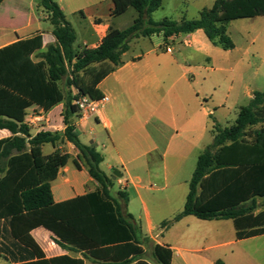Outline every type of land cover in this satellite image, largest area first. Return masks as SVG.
<instances>
[{
  "label": "trees",
  "instance_id": "trees-1",
  "mask_svg": "<svg viewBox=\"0 0 264 264\" xmlns=\"http://www.w3.org/2000/svg\"><path fill=\"white\" fill-rule=\"evenodd\" d=\"M4 1L0 0V5ZM163 1L112 0L113 17L130 8L136 10L133 23L123 30L111 27L98 47L76 52V32L63 11L53 0H42L56 42L39 53L45 38L38 34L0 48V129L12 134L0 139V254L15 264H85L68 255L45 259L30 235L38 227L53 233L60 246L89 253L102 264H130L143 255L140 228L125 208L128 193L119 191L117 198L111 196L114 182L100 167L103 155L94 146L83 144L76 132L80 112L74 101L81 95L95 101L104 97L98 86L122 66V55L133 39L163 34L169 45L173 36L202 30L213 45L228 51L235 47L227 34L231 22L264 16V0H215L196 19L154 21L152 14ZM64 80L67 92L61 86ZM60 103L66 106L64 133L33 136L25 122L26 110L37 106L49 111ZM213 132L212 145L198 158L183 211L162 226L195 216L232 220L238 239L263 235L264 92L254 94L233 125L222 128L215 124ZM61 140L77 148L79 157L74 164L81 169L83 160L98 189L55 203L51 182L71 156L58 149L45 156L43 146L55 148ZM258 198L263 200L260 205ZM259 207L262 210L256 213ZM153 253L161 264H172L169 247L156 245Z\"/></svg>",
  "mask_w": 264,
  "mask_h": 264
},
{
  "label": "crops",
  "instance_id": "crops-1",
  "mask_svg": "<svg viewBox=\"0 0 264 264\" xmlns=\"http://www.w3.org/2000/svg\"><path fill=\"white\" fill-rule=\"evenodd\" d=\"M87 2L86 11L81 6L69 5L73 14L80 11L85 19L80 24L83 37L78 51L98 47L111 27L118 29L114 22L118 17L111 15L112 0ZM186 2L181 0L175 5V11L180 15L177 21L188 19L181 11ZM214 3L215 0L212 6ZM59 7L64 13V7ZM204 8L209 6H203L202 10ZM262 29L264 16L231 22L227 34L235 47L228 51L213 45L202 30L173 36L169 38V45H166L163 34L133 39L128 51L122 55V66L98 86L103 96L109 97V102L98 116L85 121L79 118L75 122L81 142L94 146L103 155L100 167L114 182L111 196L117 198L119 191L128 193L125 208L133 223L140 228L139 239L144 248L143 255L130 264L138 261L161 264L153 253L156 245L172 250V264H264V234L238 239L232 220H201L186 216L165 228L162 226L183 211L189 193L188 185V193L181 200L183 206L171 205L173 195L166 197L164 192L174 187L175 175L180 174L192 157L197 164L199 156L214 141L213 126L217 124L225 128L223 123L228 110L235 109L237 119L240 109L250 103L254 94L264 92V48L256 44ZM52 31L51 27L29 33L16 31L13 38L0 41V48L41 34L45 38L44 48L39 51L42 53L48 45L56 42ZM252 33L257 36L247 40V45L240 44L241 41L238 43L235 38L244 41ZM77 38L76 33V41ZM252 56L261 61L254 70L250 63ZM63 106L64 103H60L49 111L29 107L25 122L32 135L53 133L44 126H48L51 114ZM44 120L40 127L38 122ZM65 128V124L59 127L60 134ZM11 136L8 130L0 129V139ZM65 142L67 152L64 153H68L71 159L51 182L55 203L98 189L83 160H80L81 169L74 164L79 157L77 148ZM46 145L51 144L43 146L45 156L58 149L51 145L52 149L45 153ZM115 172L118 175L113 179ZM115 185L119 188L116 192L113 190ZM262 201L258 198V205ZM261 210L259 207L256 213ZM30 235L45 259L68 255L84 260L85 264H102L83 251L62 246L50 250L47 242L56 238L43 227L34 229ZM0 264L15 262L0 254Z\"/></svg>",
  "mask_w": 264,
  "mask_h": 264
},
{
  "label": "rangeland",
  "instance_id": "rangeland-1",
  "mask_svg": "<svg viewBox=\"0 0 264 264\" xmlns=\"http://www.w3.org/2000/svg\"><path fill=\"white\" fill-rule=\"evenodd\" d=\"M55 3H58L59 5L64 7V13L66 15L67 20L71 23L73 28L75 29L77 33V41L74 44V49L76 51L79 50V47L82 45V33L80 29V24L85 21L83 17L81 16V12L77 11L76 14H73L72 11L69 9V5H72V7L76 8L81 6V8H84V11L87 6V0H53ZM181 0H166L164 2V5L159 10L155 11L152 14V19L154 21H160L164 18H170L172 20L177 21L179 18V12L175 11V5H177ZM42 0H5L0 5V41L1 40H8L15 36L16 31H23V32H32L39 29H47V28H53L50 21H49V15L47 14L46 10L42 7L41 4ZM180 4V3H179ZM213 0H187L185 4V9H181V11L184 12V16L188 19H194L197 18L199 15L200 10H202L203 6H212ZM182 7V6H181ZM88 16V14H86ZM138 13L135 9L130 8L127 13L122 15L121 17H118L114 22L116 28L122 30L130 26L134 19L137 17ZM260 36L256 40V44H261L262 48H264V29H262ZM257 35L256 33H252L247 39L244 41L239 39L238 37L236 40L238 43L241 41L240 44H246V41L252 40V38H255ZM247 45V44H246ZM133 51H136L135 49ZM250 63L252 65L253 70L261 63L260 58L257 56H252L250 58ZM169 82H166L168 85ZM61 86L63 89L67 92L66 82L65 80L61 82ZM199 88V86H197ZM76 91L72 90V94L75 95ZM66 111V106L64 104L63 107H60L59 109H56L53 114L49 117V123L48 126H44L47 131H52L53 133H62L59 130V127L63 126L64 124V115ZM81 116V115H80ZM226 121H224L225 127H230L234 124L236 119V110L231 109L227 111ZM46 120V119H45ZM38 122V125L40 126V123L45 122ZM77 121V120H76ZM41 127V126H40ZM67 143L64 140H61L57 144V148L61 150L62 152H67ZM51 145H46L44 148V152L50 151ZM196 167V160L190 159L187 161L186 165L183 166L182 171L180 174L175 175L174 179L172 180V185L174 187L170 188L168 191H165L164 194L167 197L168 194L173 195L172 196V206H183V203H181V200H183V197L186 196L188 193V185L192 178V175L194 173ZM171 185V186H172ZM115 192L119 190V188L115 185L114 189ZM162 193H160L161 196ZM163 194V195H164ZM180 202V205L178 204ZM183 202V201H182Z\"/></svg>",
  "mask_w": 264,
  "mask_h": 264
},
{
  "label": "built area",
  "instance_id": "built-area-1",
  "mask_svg": "<svg viewBox=\"0 0 264 264\" xmlns=\"http://www.w3.org/2000/svg\"><path fill=\"white\" fill-rule=\"evenodd\" d=\"M167 51L170 52L171 49H167ZM108 102L109 97L106 96H104L101 100L95 101L88 96L81 95L74 101V105L80 112V120L85 121L98 116L102 107ZM59 246L60 245L57 243L56 239H51L47 242V247L50 250H56Z\"/></svg>",
  "mask_w": 264,
  "mask_h": 264
},
{
  "label": "water",
  "instance_id": "water-1",
  "mask_svg": "<svg viewBox=\"0 0 264 264\" xmlns=\"http://www.w3.org/2000/svg\"><path fill=\"white\" fill-rule=\"evenodd\" d=\"M116 175H118L117 172L114 173V177H113V179H115V176H116Z\"/></svg>",
  "mask_w": 264,
  "mask_h": 264
}]
</instances>
